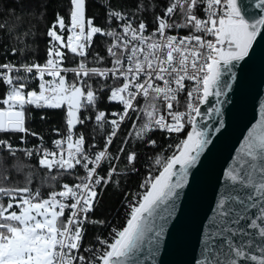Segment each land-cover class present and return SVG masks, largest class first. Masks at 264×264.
<instances>
[{"label": "snow or ice", "instance_id": "snow-or-ice-1", "mask_svg": "<svg viewBox=\"0 0 264 264\" xmlns=\"http://www.w3.org/2000/svg\"><path fill=\"white\" fill-rule=\"evenodd\" d=\"M85 3L86 0H70L71 34L66 42L55 30L57 25L61 30L66 28L64 18L57 17L48 32L53 45L44 65L0 64V83L6 86L4 98L0 99V104L6 106L0 107V133H30L25 126L29 106L64 108L67 134L54 141L57 151L45 149L39 162L49 170L68 172L77 165L87 170L79 183L63 184V190L51 192L48 198H41L39 192L33 193L28 187H0V264H144L138 254L143 252L146 239L151 255L158 254L167 222L173 215L168 209H174L178 190L185 187L189 170L210 143L208 130L197 123V118L202 117L200 105L216 97L217 106L209 112L220 114L219 98L226 96L225 90L231 87L233 69L249 55L257 37L264 36V0H171L165 16L157 17V27L148 35L143 22L133 27L118 12L113 18L124 21L122 30L105 32L94 26L91 18L86 20ZM200 12L204 15H199ZM177 14L183 17L181 23L173 20ZM173 29H186L189 35L169 34ZM97 34L114 38L107 48L112 58L110 68L89 67L85 62ZM61 48L82 58L78 68L62 67L66 54ZM96 59L100 61L103 57L97 54ZM67 71L76 78L97 77L118 82L107 87L109 99L121 104L123 112L113 114L118 118L110 122L113 131L105 149L91 159L84 136L78 135L74 140L73 130L83 124L79 113L95 104L96 93L84 80L68 83L62 75ZM34 74L39 77L38 90L26 91L30 75L35 79ZM46 76L51 79H45ZM182 93L185 111H174V104L179 107ZM140 98L145 101L142 109ZM158 105H162L166 114ZM138 110L146 116L136 133L141 138L154 129L181 133L190 125L191 131L181 141L179 154L168 158L159 175L146 181L150 190L143 195L139 206L132 207L127 226L113 230L111 242L102 240V250L87 249L92 255L85 257L79 254L83 226L89 222L88 214L94 210L98 197L96 188L103 180L98 177L97 169L110 159L107 146L112 144L121 122L131 118L130 112L138 115ZM95 119L98 123L105 121V113L99 112ZM0 145L15 155L12 145L2 139ZM27 155L31 156L32 152ZM128 159L134 161L135 154H130ZM225 182L213 214L204 226L202 258L197 264H247L248 261L264 264V119L249 133L225 173ZM161 205L168 206L164 214L157 213Z\"/></svg>", "mask_w": 264, "mask_h": 264}, {"label": "trees", "instance_id": "trees-1", "mask_svg": "<svg viewBox=\"0 0 264 264\" xmlns=\"http://www.w3.org/2000/svg\"><path fill=\"white\" fill-rule=\"evenodd\" d=\"M107 0H86V16L91 18L96 26L104 22V3ZM110 4L121 9L137 23L143 22L149 27L157 26V17H163L166 7L171 0H109ZM70 0H0V64L10 63L21 66L31 60L39 63L48 57V50L52 47L48 31L56 24L57 17H63L66 28L56 29L65 39L68 36L71 9ZM108 40L96 35L86 61L94 66H109L106 45ZM64 64L76 65L79 59L68 53ZM97 54L103 60L96 59ZM98 96V109L110 110L108 105L107 85L112 81L91 77L86 80ZM103 86V87H102ZM6 86L0 83V99L4 98ZM0 107H6L0 104ZM161 107V105H158ZM96 111L87 108L81 112L86 144L92 148H101L105 145V137L109 127L98 123L95 119ZM65 111L61 109L34 108L26 109L25 126L32 135L26 134L30 144L42 145L50 142L54 130L63 129ZM146 116L143 112L131 130L132 118L128 119L118 133L110 147V159L104 161L98 177L103 178L102 185L97 186L98 197L94 203V210L88 214L89 222L85 226V242L92 243L99 236H105L112 226L124 228L131 216L126 208L127 201L135 196L141 182L149 173L154 178L159 174L155 167L156 154L166 144L165 136L159 130H152L143 138L136 135ZM187 133V131H186ZM185 133V135H186ZM19 133H0V138H9ZM150 140L155 144L148 145ZM123 148V152L120 149ZM135 154V160L129 161L130 154ZM80 174L75 170L68 172L62 169H51L39 165L35 158H28L24 154L12 155L7 151L0 152V187L19 189L28 187L33 193L39 192L41 198H48L49 194L60 188L63 181L74 182L79 180ZM7 202V198H3ZM91 221L103 223H92Z\"/></svg>", "mask_w": 264, "mask_h": 264}, {"label": "water", "instance_id": "water-1", "mask_svg": "<svg viewBox=\"0 0 264 264\" xmlns=\"http://www.w3.org/2000/svg\"><path fill=\"white\" fill-rule=\"evenodd\" d=\"M229 83L231 87L225 90L227 95L219 98L222 101L219 115L209 112L217 106L216 97L200 105L202 117L197 118V123L208 130L210 143L198 163L189 170L185 187L178 190L179 199L174 209H168L173 215L167 222L158 254L151 255L148 240H145L143 252L138 254L144 264H197L202 258L204 226L225 188V173L233 165L249 133L264 119V36L257 37L249 55L233 69ZM190 131L191 126L187 133ZM179 170L177 165L176 171ZM167 207L161 205L157 213L164 214ZM156 219L159 223L158 216ZM247 264L256 262L248 261Z\"/></svg>", "mask_w": 264, "mask_h": 264}, {"label": "built area", "instance_id": "built-area-1", "mask_svg": "<svg viewBox=\"0 0 264 264\" xmlns=\"http://www.w3.org/2000/svg\"><path fill=\"white\" fill-rule=\"evenodd\" d=\"M117 12L120 13L121 15L125 16L126 19L130 20L132 22V26L133 27L138 26L139 23H137L132 17L128 16L121 9L114 8L110 4L109 0H107L104 3V22H103L102 25H99L98 27H100L105 32H107V31H113V30L121 31L122 30V25L124 24V21H121L119 19L113 18V14L114 13H117ZM199 15L203 16L204 14H203V12H200ZM164 16H165V14H164ZM173 20H175L176 23H181L183 21V17L181 15L177 14V16H174L173 17ZM169 22L171 23L172 20H170ZM94 26H96V25H94ZM156 27H149V26H147L145 35H148L149 33L154 32L155 29H156ZM70 34L71 33L69 31L68 36ZM169 34L178 35V36H186V35H189V31L186 30V29H173V30H171L169 32ZM97 35H101V36L105 37L108 40L107 45H106V53H107L108 59L111 62L112 58L108 54L107 48L113 43L114 38L113 37L106 36V35H103V34H97ZM66 40H67V38L65 39V42H66ZM51 43L53 45L52 38H51ZM56 43H58V42H56ZM90 48H89V51H90ZM61 49H65V48H61ZM66 50L68 51V53H70V51L68 49H66ZM71 55H74V54H71ZM76 57L79 59V62H80L82 58H80L78 56H76ZM48 58L49 57H47V59ZM46 60L44 62H42V63H39V62H37L35 60H31L28 64L38 63L40 65H44L46 63ZM79 62H78V64H79ZM6 64H10V63H6ZM78 64H76V65H66L63 62L62 67L65 68V69H74V68H78ZM88 66L89 67H97V68H110L112 65L110 64L109 66H94V65L88 64ZM17 67H19V66H17ZM34 75H35V79H32L31 78V75H30L29 82H28L29 83V87L26 89V91H28V90H38V84L40 82L39 81V77H38V74H34ZM62 75H65L66 76V80H67L68 83L76 82L77 79L84 80V81H86L88 79V78H83V77L76 78L74 76V73L71 72V71L62 72ZM45 79H51V77L46 76ZM109 80H111V79H109ZM117 83L118 82L112 81V86H116ZM109 95H110V92L108 91L107 102H108V105L109 104L112 105V108L110 110L107 111L106 108L105 109H98V96L96 95L97 99H96L95 104L92 105V106L86 107V108H82L81 111H80V113H79L81 119H83V117L81 116V112L83 110H86L87 108H91L92 110L96 111V113H95L96 116L99 114V112H104L105 113V121L99 122V123H101L103 125H106V126H108L110 128L109 129V132L107 133V135L105 137V145H104V147H101V148H92V147L88 146L86 144L85 134H84L83 130L80 128V125L81 124H78L75 127V129L73 130L74 133H75L74 134V137H73L74 140L76 138H78V135H83L84 136V138H85V148L87 149V152L89 154V158L90 159L93 157L94 154H96L99 151L105 149L106 140H107L108 136L111 134V132L113 131V126L111 125L110 122H111V120L118 118L116 115H113V114H115V113H122L123 112V106L121 104H119L118 102L111 101L109 99ZM179 99H180V103H179L178 109H177V106L174 104L173 110L174 111L175 110L185 111V104H186L185 94L182 93L180 95V98ZM139 105H140V108L141 109L145 106V101L142 98L139 99ZM32 107L37 108L35 106H32ZM160 108H161V112L166 114V110L162 107V105H161ZM44 109H51V108H44ZM64 111H65V109H64ZM138 112H139L138 115L136 113H132V112L129 113V116L132 118L130 132H131V130L135 126L136 122L138 121V119L140 118V116L143 113V111H139V110H138ZM131 118H126L123 122H121L120 128L117 131V135L120 132V130L122 129L123 125L126 123V121L128 119H131ZM168 120H169V122H171V118L170 117H168ZM189 128H190V125H188L185 128V130L183 132H181V133H168L165 130H159L160 132H162L164 134L165 139H166V144H164L160 148L159 152L156 154L157 160H160L161 161V164H157L156 163L157 160L155 161V167L157 168V170L159 172L162 170L163 163L168 158H170L173 154H176L178 152V147H179L181 141L184 140L185 133H186V131H188ZM53 132H54L55 136L52 137V139L50 140V142H48L46 144H42V145L30 144L29 141H28V137L26 136L25 133H19L20 135H18V136H13L11 134L12 136L9 137V138L2 137L0 139L4 140L8 144L12 145V148H13V151L15 152V155H18L19 153H21V154H24L25 156H27L28 158H35L38 161H40V159L43 158V151L45 149H47L49 151H57L56 146L54 144V141H56L58 139H63L66 136V134H67L66 111H65V118H64V121H63V129H56ZM117 135L115 137H113V142L115 141ZM150 141H154V140H150ZM113 142H112V144H113ZM111 145L107 146V152L108 153H110V147H111ZM148 145L149 146H152L154 144L148 142ZM2 151L9 152L7 148H5L3 145H0V152H2ZM28 152H32V155L31 156H28L27 155ZM103 164H104V161L101 163L100 167L97 169V175L99 174L100 168L103 166ZM39 165L42 166L40 164V162H39ZM93 166L94 165H89V167H93ZM42 167H44V166H42ZM73 170H75L76 172H78L80 174V177L81 178L84 177L86 175V172H87V170L84 169V168H82L80 165H77L76 168L73 169ZM150 180H151V173H149L147 175V177L143 179V181L141 182L140 187L137 190L135 196H133L130 200L127 201L126 208L129 211L132 210V207L133 206H138V204L140 203V201L143 198V195L146 193V191L150 187V185H147L146 186V181H150ZM79 182H80V179L79 180H76L74 182L63 181L61 183V185H60V188L57 189V190H55V191L58 192V191L63 190L62 189V185L63 184H68L69 186H72V185H74L76 183H79ZM96 191H97V188H96ZM67 215H68V211L66 210L65 216L67 217ZM83 227H84V233H83V239H82V247H81V251H80L79 254L84 255L85 257H91V255H92V253L86 251L87 249L91 248L93 251H96L98 249L99 250H102L101 241L102 240H107V241L111 242L112 241V238H113V235H114V231L113 230L119 231V230H122L123 229V228L120 229V228L116 227V225L115 226H112L109 229V231L106 233L105 236H99V237L96 238V240L94 242L89 243V242H85V226H83Z\"/></svg>", "mask_w": 264, "mask_h": 264}, {"label": "rangeland", "instance_id": "rangeland-1", "mask_svg": "<svg viewBox=\"0 0 264 264\" xmlns=\"http://www.w3.org/2000/svg\"><path fill=\"white\" fill-rule=\"evenodd\" d=\"M57 31V30H56ZM49 32V31H48ZM58 32V31H57ZM59 34V33H58ZM139 120V119H138ZM137 123V122H136ZM134 128H135V126L133 127V129L132 130H134ZM151 179H153V177L151 176Z\"/></svg>", "mask_w": 264, "mask_h": 264}]
</instances>
